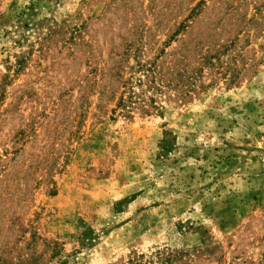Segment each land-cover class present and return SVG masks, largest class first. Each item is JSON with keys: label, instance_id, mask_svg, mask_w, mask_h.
Returning <instances> with one entry per match:
<instances>
[{"label": "rangeland", "instance_id": "374dc122", "mask_svg": "<svg viewBox=\"0 0 264 264\" xmlns=\"http://www.w3.org/2000/svg\"><path fill=\"white\" fill-rule=\"evenodd\" d=\"M57 248L264 264V0H0V264Z\"/></svg>", "mask_w": 264, "mask_h": 264}, {"label": "trees", "instance_id": "16d2710c", "mask_svg": "<svg viewBox=\"0 0 264 264\" xmlns=\"http://www.w3.org/2000/svg\"><path fill=\"white\" fill-rule=\"evenodd\" d=\"M133 104H131L127 98H125L124 96L120 99L119 104H118V108L122 109L124 113L126 114H131V112H133V109L135 107V102L132 101ZM162 151H166V147L164 145V147L162 146ZM126 200L122 201L125 202ZM120 202V203H122ZM79 232L77 233V243L80 245L81 248H85V247H91L94 245L95 240H96V234L94 229L88 225L86 222H80L79 224ZM50 261L53 262L54 264H68L67 259L65 258L62 250L60 249H56L53 251V253L51 254L50 257ZM40 262V264H45L44 260L39 259L38 263Z\"/></svg>", "mask_w": 264, "mask_h": 264}]
</instances>
